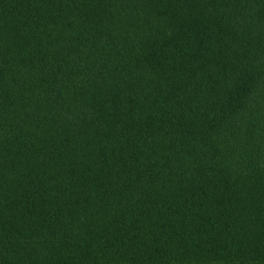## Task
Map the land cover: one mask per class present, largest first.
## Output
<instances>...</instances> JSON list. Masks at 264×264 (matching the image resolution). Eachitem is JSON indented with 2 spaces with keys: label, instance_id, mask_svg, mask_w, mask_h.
Returning a JSON list of instances; mask_svg holds the SVG:
<instances>
[{
  "label": "trees",
  "instance_id": "16d2710c",
  "mask_svg": "<svg viewBox=\"0 0 264 264\" xmlns=\"http://www.w3.org/2000/svg\"><path fill=\"white\" fill-rule=\"evenodd\" d=\"M0 264H264V0H0Z\"/></svg>",
  "mask_w": 264,
  "mask_h": 264
}]
</instances>
